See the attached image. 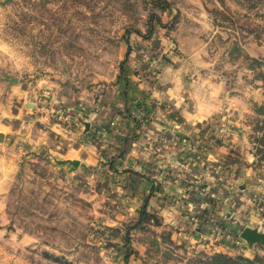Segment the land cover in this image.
I'll use <instances>...</instances> for the list:
<instances>
[{
    "label": "rangeland",
    "instance_id": "1",
    "mask_svg": "<svg viewBox=\"0 0 264 264\" xmlns=\"http://www.w3.org/2000/svg\"><path fill=\"white\" fill-rule=\"evenodd\" d=\"M263 75L264 0H0V264L264 257Z\"/></svg>",
    "mask_w": 264,
    "mask_h": 264
},
{
    "label": "trees",
    "instance_id": "2",
    "mask_svg": "<svg viewBox=\"0 0 264 264\" xmlns=\"http://www.w3.org/2000/svg\"><path fill=\"white\" fill-rule=\"evenodd\" d=\"M254 115L255 116L253 118L254 119L253 129L256 132H260V135L256 136L257 146L255 148L257 154V162L261 167L264 168V104L254 107ZM147 201L148 198H146L144 201L142 207L143 209L146 207ZM131 251L132 249L128 247V251L125 255V263L127 262V259L131 254ZM66 264H70V263H66ZM205 264H264V257L255 255L252 259H249L243 256L231 257L222 253H218L209 257L206 260Z\"/></svg>",
    "mask_w": 264,
    "mask_h": 264
},
{
    "label": "water",
    "instance_id": "3",
    "mask_svg": "<svg viewBox=\"0 0 264 264\" xmlns=\"http://www.w3.org/2000/svg\"><path fill=\"white\" fill-rule=\"evenodd\" d=\"M9 0H5V2H7ZM5 78L10 80L11 82H16L17 79L14 77H9L7 75H5ZM56 162L58 164H68L70 165V169H74L79 165V161L78 160H56ZM240 237L249 245H253L255 243H260L264 245V233L260 232L257 228H249V227H245L241 234Z\"/></svg>",
    "mask_w": 264,
    "mask_h": 264
},
{
    "label": "bare ground",
    "instance_id": "4",
    "mask_svg": "<svg viewBox=\"0 0 264 264\" xmlns=\"http://www.w3.org/2000/svg\"><path fill=\"white\" fill-rule=\"evenodd\" d=\"M70 161H73L74 159H69Z\"/></svg>",
    "mask_w": 264,
    "mask_h": 264
},
{
    "label": "crops",
    "instance_id": "5",
    "mask_svg": "<svg viewBox=\"0 0 264 264\" xmlns=\"http://www.w3.org/2000/svg\"><path fill=\"white\" fill-rule=\"evenodd\" d=\"M248 251V250H247Z\"/></svg>",
    "mask_w": 264,
    "mask_h": 264
}]
</instances>
